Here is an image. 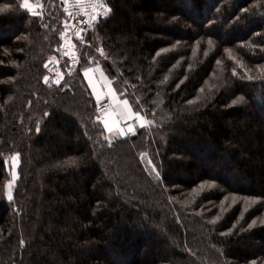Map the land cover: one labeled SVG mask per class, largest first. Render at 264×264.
<instances>
[{
	"label": "trees",
	"instance_id": "trees-1",
	"mask_svg": "<svg viewBox=\"0 0 264 264\" xmlns=\"http://www.w3.org/2000/svg\"><path fill=\"white\" fill-rule=\"evenodd\" d=\"M29 1L0 0V264H264V0H106L62 84V1ZM91 67L150 126L110 133Z\"/></svg>",
	"mask_w": 264,
	"mask_h": 264
},
{
	"label": "built area",
	"instance_id": "built-area-1",
	"mask_svg": "<svg viewBox=\"0 0 264 264\" xmlns=\"http://www.w3.org/2000/svg\"><path fill=\"white\" fill-rule=\"evenodd\" d=\"M63 5L64 18L62 21L61 33V60L52 59L47 66V78L51 83L62 84L66 77L73 75L79 66L83 48L88 45L87 37L92 27L100 16L101 7L97 0H61ZM106 0H104L105 2ZM96 4L95 11L92 4ZM69 13H73L72 16ZM96 20H92V16ZM82 37V39H80ZM61 61L66 62L65 68ZM108 106L107 111L112 109L114 102L111 99L101 100L97 103L96 110L99 117L105 115L104 106Z\"/></svg>",
	"mask_w": 264,
	"mask_h": 264
},
{
	"label": "rangeland",
	"instance_id": "rangeland-1",
	"mask_svg": "<svg viewBox=\"0 0 264 264\" xmlns=\"http://www.w3.org/2000/svg\"><path fill=\"white\" fill-rule=\"evenodd\" d=\"M31 2V1H30ZM31 3H33V2H31ZM30 4V3H29ZM35 5V6H34ZM30 6L32 7V10L34 9V7H36V9H37V5L35 4V3H33V4H30ZM102 12H103V8H101L100 9V16H103L102 15ZM110 14H111V12H109L108 13V15H107V17L108 16H110ZM99 16V17H100ZM61 65L65 68V66H66V62L65 61H61ZM116 86V85H115ZM117 89H118V87L116 86V87H114V90L115 91H117ZM93 93H94V91H93ZM94 94H98V92H96L95 91V93ZM123 100H125V99H123ZM129 102V101H128ZM129 105H130V103H129ZM131 106V105H130ZM155 108H156V110L157 111H159V109H160V112L161 113H163V111H162V109H161V107L158 109L156 106H155ZM125 111V109H124V106L123 105H118L116 108H114V110L113 109H110V110H108L107 111V113H105L106 114V116L104 117V119H102L103 121L105 120V119H107L108 120V123H114L115 121H117V120H119V123L118 124H116L117 126L116 127H114L113 129H112V131L110 132V133H114V134H118V135H120V132H119V130L120 129H124L125 130V135H126V127L127 126H132L133 128H135V130H137L138 128H141V126H140V121H138L137 119H136V116H135V113H137L138 111H135L132 107H131V111H132V113H133V116L131 117L132 118V121L131 122H128V119H123V118H121L119 115H116V113H122V112H124ZM139 113V115H140V117H142L143 118V121L146 123V126L145 127H147V126H150V122L148 121V118H147V115H146V112L145 111H139L138 112ZM122 122H125V124H123ZM122 136V135H121ZM124 136V135H123ZM17 156H13V157H11L10 158V165H11V173H12V178H13V180H16L17 178H18V167H19V163H18V160L17 159H15Z\"/></svg>",
	"mask_w": 264,
	"mask_h": 264
},
{
	"label": "snow or ice",
	"instance_id": "snow-or-ice-1",
	"mask_svg": "<svg viewBox=\"0 0 264 264\" xmlns=\"http://www.w3.org/2000/svg\"><path fill=\"white\" fill-rule=\"evenodd\" d=\"M79 2L82 3V0H79ZM97 3L99 4V6H100L101 8H103L102 15H103L104 17H107V15H108V13L111 11V9L108 8V7L106 6V3L104 2V0H97ZM21 7L27 9L28 11H31L33 15H37V13H36L35 11H32V7H31L30 4H29V0H23V3L21 4ZM92 7H93V10L95 11L96 4H95V3L92 4ZM69 15L72 16L73 13H69ZM91 19H92V20H96V16H95V15L92 16ZM80 39H82V37H81ZM101 54L103 55V51H102V50H101ZM45 67H47V65H45ZM85 76H88V72H87V71L85 72ZM105 79H106V78H105ZM45 83H47V78H45ZM110 84H111V82L109 81V88H110ZM90 86H92V85H91V81H90ZM93 90H94V93H95V87H94V86H93ZM110 94L113 95L114 98H116V97H115V90H114V89H111V88H110ZM96 99H97V103L99 104V103H100V100H101V96H100L99 94H96ZM120 103L124 106L125 111L122 112V113H116V115H119V116H120L121 118H123V119L131 118V117L133 116V113H132V111H131V106L129 105L128 100L125 99V100L121 101ZM107 108H108V106L105 105V106H104L105 113H107ZM135 116H136V119H137L138 121L141 122V123H140V126H141V127H145V126H146V123L143 121V118L140 117V115H139L138 112L135 113ZM103 123H104V127H105L108 131L111 132V131H112V126L109 125L108 120L105 119V120L103 121ZM114 123L118 124V123H119V120L115 121ZM128 131L134 133V129H133L131 126H129ZM119 132H120V135H122V136L125 135V130H124V129H120ZM15 159L18 160V157H16ZM157 175H159V174L157 173ZM8 187H9V189H10V188H11V184H9ZM8 198H9V199L12 198L10 192H9ZM213 222H214V221H213Z\"/></svg>",
	"mask_w": 264,
	"mask_h": 264
},
{
	"label": "crops",
	"instance_id": "crops-1",
	"mask_svg": "<svg viewBox=\"0 0 264 264\" xmlns=\"http://www.w3.org/2000/svg\"><path fill=\"white\" fill-rule=\"evenodd\" d=\"M29 3L33 4L30 1H29ZM32 11H36V7H34V9ZM87 72H88V76H86V80H87L89 85H90V81H91V85L92 86H90V87H91L92 91H94L93 90V86H94L95 87V91L98 92V94L101 96V100H104V99L113 100V102H114V106L112 108L113 110L118 105H122L120 102L123 101L124 98L122 97L119 89H117V91H115V97L116 98H114L113 95L110 94V88L114 89V87H116L113 83L110 84V88H109V80L105 79L104 77H102V75L94 67L89 68L87 70ZM94 95L96 97V94H94ZM105 116H106V114L102 117V119H104ZM131 121H132V118H129L128 122H131ZM122 123L125 124V122H122ZM109 125L112 126V129L117 126L116 123H113V124L109 123ZM128 128H129V126L126 127V135H124V136H128V135L133 133V132H129ZM133 129H134V132H135L136 131L135 128H133Z\"/></svg>",
	"mask_w": 264,
	"mask_h": 264
},
{
	"label": "water",
	"instance_id": "water-1",
	"mask_svg": "<svg viewBox=\"0 0 264 264\" xmlns=\"http://www.w3.org/2000/svg\"><path fill=\"white\" fill-rule=\"evenodd\" d=\"M50 64V61H48L47 66Z\"/></svg>",
	"mask_w": 264,
	"mask_h": 264
}]
</instances>
